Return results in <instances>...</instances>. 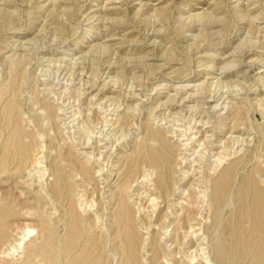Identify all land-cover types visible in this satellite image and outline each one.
<instances>
[{"label":"rangeland","instance_id":"rangeland-1","mask_svg":"<svg viewBox=\"0 0 264 264\" xmlns=\"http://www.w3.org/2000/svg\"><path fill=\"white\" fill-rule=\"evenodd\" d=\"M159 136L175 156L167 191L149 160ZM248 184L264 192V0H0V207L48 225L26 221L15 260L51 241L55 259L37 263L232 264L223 246L250 264L235 234H256L242 220ZM178 202L205 226L187 248Z\"/></svg>","mask_w":264,"mask_h":264},{"label":"bare ground","instance_id":"bare-ground-1","mask_svg":"<svg viewBox=\"0 0 264 264\" xmlns=\"http://www.w3.org/2000/svg\"><path fill=\"white\" fill-rule=\"evenodd\" d=\"M221 72H219L221 74V76H226L228 73V72L226 73L225 71H221ZM223 72H225V73H223ZM212 98H214V96ZM202 132H204V131H202ZM18 134H20V133L18 132ZM19 137H20V135H18L17 140H19ZM158 140H159V146L157 148H152V150L148 149V148L147 149L152 154V156L149 157L150 162H152L153 164L158 166V169L161 173V175H160L161 178L156 184L158 185L159 189L167 191L169 186H171L169 184H170V180H171L170 178L172 177V174H173V173H171V171H172V166H173L172 162H174L173 157H175V156H173V153H174L173 147L168 143V141L166 139H164L162 136H159ZM223 143H225V142H223ZM217 144H219V143H217ZM217 144L214 146H220ZM29 150H30V147L25 146L26 152L24 154L23 160H25L26 157L28 156ZM180 154H181V152H180ZM37 159H39V158H37ZM177 161H179L178 158H177ZM180 162L182 163V161H180ZM183 163H185V162L183 161ZM188 164H189V160H188ZM235 168H236L235 164H232V166L225 169V171L221 174L220 179L218 180V182L216 184V188H217L216 189V201H217V204H219V206L223 202H225L224 200L226 198L227 192H229L231 180H232L233 174L235 173V170H236ZM178 172H180V171H178ZM59 173H61V170H59ZM173 180H171V181H173ZM154 183L155 182H152L151 185L154 186ZM181 184L182 183H180L179 179L177 178V182L174 184V188H173L174 192H176V189ZM195 184H197V183H195ZM149 189H150V192H153V193L156 190L155 188L154 189L149 188ZM245 189H246V191H245V204H244L245 212H244V215L242 216V220L243 221H247V220L252 221L254 223V226H255L256 234L254 235L255 237L253 236V238H251L250 240H241L240 226H237L238 228L235 229V234L239 237V245L243 246L241 248L246 249V251H252L255 254L254 258L250 264H264V245H263L264 231H263V224H262L264 221L263 220L264 219V212H263V208H264L263 207V199H264L263 194H264V192L262 190H260L259 188L257 189V187L254 184L246 185ZM170 190H168V191H170ZM250 192H252V193L254 192V194H255L254 198L252 200H251V198H249ZM187 194H189V191L187 192ZM188 196H190V195H188ZM153 201H155V200H153ZM161 202H160V205H161ZM158 207H161V206H158ZM175 207H178L180 210H182L184 212V215H186V213H188L189 211H192V209L194 208L193 205H190V204L185 203V202H180V203L178 202V205H175ZM69 208H71V207L69 206ZM69 212H70L69 215H71V217H72L71 220L73 221L72 231H73V233L76 231L79 232L80 231V223H81L80 221L82 218L75 211L73 206L69 210ZM141 212H142V210H141ZM29 213L30 212H26V211L25 212L14 211L9 203L6 206L0 207V262L4 261V263H6V264H36L38 261H40L41 263L45 262V259L46 260L48 259V261L49 260L52 261L55 259V252L53 251V247H52L53 244L51 241H49V242L46 241L47 243L42 244V245L36 244V245L31 246L30 248L27 247V250H25L23 252L24 256H21L18 259H16L17 261L15 260V258H16L15 256L19 255L16 253L20 252L21 241L25 240L24 238H26V236H28L34 228L30 223H26V221H28L30 219H36L33 216H31L32 214H29ZM170 214H171V211H170ZM188 216H189V214L186 216L180 217L181 219H179L180 221H178L179 224H177L178 227H176V231H175L176 233L180 234V236L182 238H184L185 241H181V240L180 241L184 242L185 248H187L188 246L192 245L193 243L199 241L200 240L199 231L205 230L204 223L202 221H200V219L198 217H191V216L188 217ZM125 219H126L127 227H129V229H130V246L132 248L131 249L132 255H134L133 257H136L139 253L138 249L140 246L138 228H137V225L135 224V220L132 218L131 214H129L127 217H125ZM11 220H14V221H11ZM36 220H38V219H36ZM141 220H142V218H141ZM177 220H178V218H177ZM16 221L19 223H16ZM38 221H40V224H39L40 227L39 228H40V232L42 234V232L46 231L48 225L46 226L45 221L44 222L42 220H38ZM163 222H165V221H163ZM198 226H199V228H198ZM48 230H49V228H48ZM49 232H51V231H49ZM176 233L173 232L172 235L170 234L171 235L170 237H172V240L177 235ZM73 241L74 242L76 241V236H74V234L72 236V243L70 244L69 247H67L65 252H67L68 255H71V257L73 255V257L75 258V256H74L75 255V250H74L75 246H74ZM184 246L182 244V247H184ZM238 248H239V246L236 247L237 252H239ZM234 253H236V252H234ZM64 255H66V254H64ZM218 255H219L220 259L227 260V261L231 262L232 264H234V263L244 264L243 254L240 255V253H237V254H230V256H229V255H227L226 250L223 246H221L219 248ZM73 261L74 262H72L70 264H77L75 259ZM40 262L37 264H40Z\"/></svg>","mask_w":264,"mask_h":264}]
</instances>
